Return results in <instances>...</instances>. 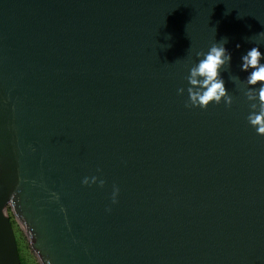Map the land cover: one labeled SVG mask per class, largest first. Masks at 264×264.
Instances as JSON below:
<instances>
[{"label": "water", "instance_id": "1", "mask_svg": "<svg viewBox=\"0 0 264 264\" xmlns=\"http://www.w3.org/2000/svg\"><path fill=\"white\" fill-rule=\"evenodd\" d=\"M262 32L264 0H0V264H21L8 210L38 264H264L240 70ZM225 38L231 106L186 107Z\"/></svg>", "mask_w": 264, "mask_h": 264}, {"label": "clouds", "instance_id": "2", "mask_svg": "<svg viewBox=\"0 0 264 264\" xmlns=\"http://www.w3.org/2000/svg\"><path fill=\"white\" fill-rule=\"evenodd\" d=\"M264 32L257 35L259 39ZM226 38L221 42L213 43L207 52H195V62L191 64L188 70L187 94L188 102L186 107L199 108L206 110L210 104L219 105L221 101L225 106H231L232 98L228 94L224 80L221 76V70L231 63V53L225 47ZM161 47H164L163 45ZM240 47L239 44L236 46ZM241 72L247 73L244 81L246 91L245 96L251 104V112L248 116V123L255 128L257 135L264 136V53L259 46H253L241 57ZM238 78H233L237 80ZM257 86H259L257 88ZM185 89L177 90L178 95H182ZM97 183V177H85L82 180L83 185ZM104 186V181H99V187ZM119 189L113 186L112 203L117 202L116 198ZM52 196L58 200L56 193ZM110 211V209H109Z\"/></svg>", "mask_w": 264, "mask_h": 264}, {"label": "trees", "instance_id": "3", "mask_svg": "<svg viewBox=\"0 0 264 264\" xmlns=\"http://www.w3.org/2000/svg\"><path fill=\"white\" fill-rule=\"evenodd\" d=\"M8 215H9V214H8ZM9 218H10V222H11L12 227H14V225L16 224V222L13 221V218H12L10 215H9ZM17 228H18V227H17ZM13 231H14V230H13ZM15 231H16V234H17L18 241H19V242L22 241L23 244H24L25 249H22V252H23V254H25V256H26V254H27V249L30 250V248H29V246H28V244H27V242H26V240H25V238H24L22 232L20 231V229H19V228H18L17 230L15 229ZM14 235H15V233H14ZM21 247H22V246H21ZM30 251H31V250H30ZM29 255H30V257H29V256H26V260H27V263H26V264H38V262H37L36 258L34 257L32 251L29 252ZM23 258H24V257H23ZM28 258H29V259H28ZM20 262H21V259H20Z\"/></svg>", "mask_w": 264, "mask_h": 264}, {"label": "rangeland", "instance_id": "4", "mask_svg": "<svg viewBox=\"0 0 264 264\" xmlns=\"http://www.w3.org/2000/svg\"><path fill=\"white\" fill-rule=\"evenodd\" d=\"M8 214L13 218V221H15L12 213L10 212V210H8ZM17 227H18L17 224H15L14 227H12L13 230H14V233H15V239H16L17 249H18L19 257L21 259V264H26L27 263L26 256H29L30 257L29 252H31V251L27 249L26 256H25V254H23L22 249H25V247H24V244H23L22 241L21 242L18 241L17 234H16V231H15V229L17 230L19 228V227L18 228Z\"/></svg>", "mask_w": 264, "mask_h": 264}]
</instances>
